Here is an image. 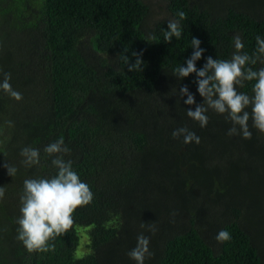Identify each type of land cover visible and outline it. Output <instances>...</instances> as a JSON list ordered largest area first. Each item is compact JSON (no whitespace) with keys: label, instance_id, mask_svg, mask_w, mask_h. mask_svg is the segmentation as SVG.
I'll use <instances>...</instances> for the list:
<instances>
[{"label":"trees","instance_id":"1","mask_svg":"<svg viewBox=\"0 0 264 264\" xmlns=\"http://www.w3.org/2000/svg\"><path fill=\"white\" fill-rule=\"evenodd\" d=\"M169 10L186 18L182 37L166 43L168 22L151 27L142 0H0V80L10 73L22 94L17 101L0 90V264H136L128 252L141 233L152 253L144 264H264V222L250 215L263 209L264 133L250 118L251 139L229 136L227 114L211 109L201 128L186 114L196 105L179 95L187 86L203 103L196 74L173 75L193 54L192 37L205 49L198 69L208 56L230 60L237 34L252 55L264 38V0H169ZM133 52L141 71L120 56L134 64ZM254 83L237 90L251 96ZM180 127L200 143L174 138ZM61 137L93 199L50 241L55 251L29 253L17 239L23 182L57 174L44 149ZM24 147L39 150V165L22 163ZM222 229L231 234L223 243ZM81 230L90 237L84 254Z\"/></svg>","mask_w":264,"mask_h":264},{"label":"clouds","instance_id":"2","mask_svg":"<svg viewBox=\"0 0 264 264\" xmlns=\"http://www.w3.org/2000/svg\"><path fill=\"white\" fill-rule=\"evenodd\" d=\"M179 20H170L167 30L164 31V42L171 43L175 37H182L180 20L186 18V13L179 11L176 14ZM256 49L252 55L243 52L244 44L240 35H235L234 48L230 60L206 58L202 68H197L196 62L203 57L205 49L201 48V41L192 37L191 48L194 50L189 59L174 70V76L178 78L189 77L196 74L197 90L203 103L196 104L195 96L189 92L187 86L179 89L181 97L187 96L184 101L187 105H196L195 110L189 108L186 114L189 118L199 123L201 128L207 126L209 118L206 113L211 109L218 114H227L226 119L232 123L228 135H241L244 139H251L252 132L249 130V119L252 126L259 132L264 133V67L253 70L248 65H256L257 62L264 65V38L256 36ZM136 57L134 64L130 58L121 54L120 56L127 64L128 71L137 72L143 70L141 54L133 52ZM11 74L3 73L0 80V90L4 91L17 101L22 99V94L14 90L10 83ZM245 81H255L252 86V95L239 92L237 87H243ZM251 108V113L246 109ZM174 138L183 136V142L190 144L200 143V138L195 132L185 127L173 131ZM48 156L54 157L51 161L53 167L58 171L51 178H29L23 182V191L20 196L21 216L17 223V239L23 243L29 253L55 251L54 241L56 237L65 234L73 225V213L77 208L89 204L93 199V193L89 185L82 182L79 175L72 167V161H66L63 154L69 152L65 146L63 137L50 143L44 149ZM20 155L24 158L22 163L26 167L40 164V152L36 148L24 147ZM8 174L14 176L17 169L9 164L4 165ZM5 196V188L0 187V200ZM141 227H145L144 224ZM149 231L155 234V225L149 227ZM231 234L222 229L218 232L216 240L227 242ZM150 238L143 233L137 236L136 246L128 252L130 259L136 264H144L145 258L152 253L149 249Z\"/></svg>","mask_w":264,"mask_h":264},{"label":"rangeland","instance_id":"3","mask_svg":"<svg viewBox=\"0 0 264 264\" xmlns=\"http://www.w3.org/2000/svg\"><path fill=\"white\" fill-rule=\"evenodd\" d=\"M150 9V16H149V23L151 27L154 26V22H159V21H170L174 20L170 10H169V0H142ZM258 8V6L256 7ZM255 15L262 16L261 14V9H256ZM150 25L148 27H150ZM264 193V186L260 189V195L263 196ZM264 201V197H263ZM262 202V201H260ZM215 209V208H214ZM213 209L212 212L215 213V210ZM252 217L257 218L254 219L257 223L263 224L264 222V202H263V209L261 208H256L251 211L250 214ZM209 233H213V230L209 229ZM80 253L79 254H84L86 252V247L90 243V237L88 235L87 230H81L80 232ZM214 244V241H213ZM216 245V244H215Z\"/></svg>","mask_w":264,"mask_h":264}]
</instances>
